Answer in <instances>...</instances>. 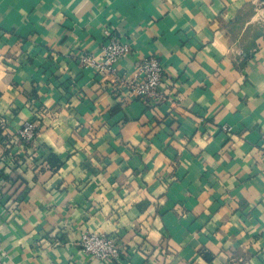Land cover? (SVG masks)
I'll return each mask as SVG.
<instances>
[{
  "label": "crops",
  "instance_id": "1",
  "mask_svg": "<svg viewBox=\"0 0 264 264\" xmlns=\"http://www.w3.org/2000/svg\"><path fill=\"white\" fill-rule=\"evenodd\" d=\"M106 28L132 42L120 73L157 55L173 101L82 65ZM3 142L6 264H104L83 229L122 239L116 264H264V0H0Z\"/></svg>",
  "mask_w": 264,
  "mask_h": 264
},
{
  "label": "built area",
  "instance_id": "2",
  "mask_svg": "<svg viewBox=\"0 0 264 264\" xmlns=\"http://www.w3.org/2000/svg\"><path fill=\"white\" fill-rule=\"evenodd\" d=\"M107 41L102 44L99 53H82L79 57L84 67H92L100 74L108 75L114 83V91L123 92L127 97L141 99L148 106H159L171 102L168 93L166 66L157 55L140 58L132 72L120 73L118 64L132 51V42L117 37L106 28L103 31ZM44 111L38 110L33 118L26 120L18 130L19 143L28 149H33L36 138L41 131ZM2 124V120H1ZM225 132L232 130L231 126L223 127ZM8 147L9 143L3 142ZM7 207V204H6ZM8 208V207H7ZM4 207L1 206V211ZM79 243L82 252L91 260H99L104 264L119 263L125 252L122 239L107 232H94L83 229L80 232ZM0 264H6L0 251Z\"/></svg>",
  "mask_w": 264,
  "mask_h": 264
},
{
  "label": "trees",
  "instance_id": "3",
  "mask_svg": "<svg viewBox=\"0 0 264 264\" xmlns=\"http://www.w3.org/2000/svg\"><path fill=\"white\" fill-rule=\"evenodd\" d=\"M7 150H9V147L5 148L4 144L0 145V153H6ZM15 200H18V197L15 198ZM10 208H11V205L8 207V209L10 210Z\"/></svg>",
  "mask_w": 264,
  "mask_h": 264
}]
</instances>
